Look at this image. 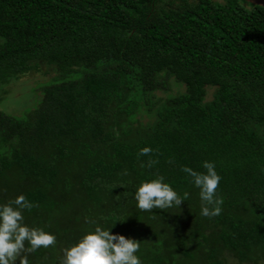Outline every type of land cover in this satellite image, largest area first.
Masks as SVG:
<instances>
[{
  "label": "trees",
  "instance_id": "obj_1",
  "mask_svg": "<svg viewBox=\"0 0 264 264\" xmlns=\"http://www.w3.org/2000/svg\"><path fill=\"white\" fill-rule=\"evenodd\" d=\"M41 64L58 81L39 105L23 118L0 111V203L25 195V223L56 237L30 264H62L92 221L117 219L112 233L140 242L142 264H264L263 8L0 0V85ZM206 160L222 177L211 218L180 170ZM157 175L184 203L136 207L135 187Z\"/></svg>",
  "mask_w": 264,
  "mask_h": 264
},
{
  "label": "clouds",
  "instance_id": "obj_2",
  "mask_svg": "<svg viewBox=\"0 0 264 264\" xmlns=\"http://www.w3.org/2000/svg\"><path fill=\"white\" fill-rule=\"evenodd\" d=\"M150 151V148H144L140 154L146 155ZM201 166L205 171L198 172L189 166H182L180 170L190 178L191 185L199 190L200 215L209 218L219 216L223 199L217 189L222 177L214 162L206 160ZM188 195L185 192L181 196L170 183L165 182L164 176L157 175L141 181L135 187L132 199L137 208L151 211L179 207ZM32 207L33 204L23 194L0 203V264H30L28 254L55 245V235L25 223L23 213ZM116 222L121 221L117 219L104 227L103 223L92 221L93 227L63 250L62 264H142L137 255L140 242L112 233Z\"/></svg>",
  "mask_w": 264,
  "mask_h": 264
},
{
  "label": "rangeland",
  "instance_id": "obj_3",
  "mask_svg": "<svg viewBox=\"0 0 264 264\" xmlns=\"http://www.w3.org/2000/svg\"><path fill=\"white\" fill-rule=\"evenodd\" d=\"M58 81L54 69L39 65L37 71L32 70L0 85V111L15 118H23L34 110L42 99L41 89ZM226 264H238L228 259Z\"/></svg>",
  "mask_w": 264,
  "mask_h": 264
},
{
  "label": "water",
  "instance_id": "obj_4",
  "mask_svg": "<svg viewBox=\"0 0 264 264\" xmlns=\"http://www.w3.org/2000/svg\"><path fill=\"white\" fill-rule=\"evenodd\" d=\"M241 1L264 9V0H241Z\"/></svg>",
  "mask_w": 264,
  "mask_h": 264
}]
</instances>
